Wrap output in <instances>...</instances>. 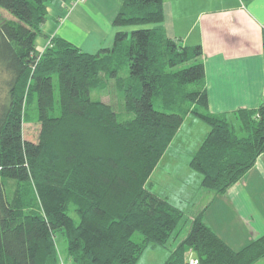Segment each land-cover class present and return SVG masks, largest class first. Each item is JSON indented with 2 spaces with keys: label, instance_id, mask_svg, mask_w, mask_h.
Segmentation results:
<instances>
[{
  "label": "trees",
  "instance_id": "trees-1",
  "mask_svg": "<svg viewBox=\"0 0 264 264\" xmlns=\"http://www.w3.org/2000/svg\"><path fill=\"white\" fill-rule=\"evenodd\" d=\"M52 1L0 0V264H58L56 233L73 264H136L146 247L172 244L185 218L147 186L184 118L208 127L189 166L224 194L264 153V100L236 109L237 127L210 112L201 45L166 35L163 0H120L111 47L89 53L53 36L39 51ZM110 81L124 111L90 96ZM33 104L36 141L23 137ZM205 206L163 264L264 257V232L234 250L204 222Z\"/></svg>",
  "mask_w": 264,
  "mask_h": 264
},
{
  "label": "crops",
  "instance_id": "crops-1",
  "mask_svg": "<svg viewBox=\"0 0 264 264\" xmlns=\"http://www.w3.org/2000/svg\"><path fill=\"white\" fill-rule=\"evenodd\" d=\"M120 6V0H53L46 7L42 33L35 37L36 48L42 51L53 36L89 53L111 47L118 29L112 20ZM162 6L160 26L166 35L185 45H201L208 110L226 113L237 127L234 111L256 108L264 100V0H163ZM195 118L188 114L184 120L191 125ZM202 133L188 148L186 160L200 146L206 134ZM176 136L164 152L176 155L183 150L174 144ZM196 191L187 198L191 217L206 205L204 222L232 249L242 248L264 232V153L226 193L212 196L201 185ZM176 243L146 247L136 264H163ZM66 257L60 256L58 264H73ZM254 264H264V257Z\"/></svg>",
  "mask_w": 264,
  "mask_h": 264
},
{
  "label": "rangeland",
  "instance_id": "rangeland-1",
  "mask_svg": "<svg viewBox=\"0 0 264 264\" xmlns=\"http://www.w3.org/2000/svg\"><path fill=\"white\" fill-rule=\"evenodd\" d=\"M3 16H10L8 12L2 11ZM124 28H128L131 31L132 28H136L135 26H125ZM54 83V91L57 99V89H56V78H53ZM90 96L92 99H100L104 100L108 103H111L116 111H124L123 105L119 102L118 93L114 87L113 81H110L107 89L105 91H100L97 89H92ZM27 118L23 122V137L25 139H31L36 141L38 132H39V124L35 118H37V109L35 104L26 109ZM54 114H59V109L57 106L53 111ZM197 122L195 124H189V120L185 119L182 121L180 127L174 134L176 136L173 139L175 145L179 144L182 151H179V154L172 155L169 152H164L160 159L158 160L155 167L152 169L148 181L147 186L157 192L158 194L165 195V198L172 204L182 208L185 210V218L178 226L177 234L175 236V242L179 241L180 238L185 234L186 230L189 226V221L191 218L190 210H192V205L189 202L190 196L193 193H197L198 186H200L199 174L196 170L192 169L188 162V158L186 160L187 150L190 146L196 143L194 140L197 139L201 133L205 134L208 127L207 125L195 118ZM200 123L198 127V124ZM203 127V131H202ZM179 133V134H177ZM178 141V142H177ZM164 197V196H163ZM136 238H139L138 233L136 234ZM174 241V240H173ZM56 248L59 256L64 259H67L66 255V241L64 236L60 233H56Z\"/></svg>",
  "mask_w": 264,
  "mask_h": 264
},
{
  "label": "built area",
  "instance_id": "built-area-1",
  "mask_svg": "<svg viewBox=\"0 0 264 264\" xmlns=\"http://www.w3.org/2000/svg\"><path fill=\"white\" fill-rule=\"evenodd\" d=\"M197 263V259H190V264H196Z\"/></svg>",
  "mask_w": 264,
  "mask_h": 264
}]
</instances>
